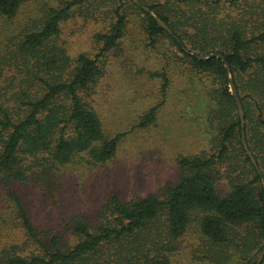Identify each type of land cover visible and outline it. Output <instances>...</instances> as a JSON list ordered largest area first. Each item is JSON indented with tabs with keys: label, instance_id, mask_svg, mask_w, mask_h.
<instances>
[{
	"label": "trees",
	"instance_id": "trees-1",
	"mask_svg": "<svg viewBox=\"0 0 264 264\" xmlns=\"http://www.w3.org/2000/svg\"><path fill=\"white\" fill-rule=\"evenodd\" d=\"M138 1L179 42L131 0H0V19L18 23L0 39V264H251L264 247V185L242 146L225 68L264 175V0ZM132 16L149 49L167 39L160 54L201 83L204 146L176 158L179 178L160 194L124 202L108 191L92 209L44 221L27 188L51 191L45 202L57 210L63 169L81 160L104 165L117 154L124 135L105 134L94 96L107 59L124 52ZM75 18L104 23L95 54L72 56L62 41L63 24ZM214 53L224 61L197 59ZM162 71L155 76L164 96ZM156 110L137 126L149 127ZM190 230L197 239H187Z\"/></svg>",
	"mask_w": 264,
	"mask_h": 264
},
{
	"label": "rangeland",
	"instance_id": "rangeland-1",
	"mask_svg": "<svg viewBox=\"0 0 264 264\" xmlns=\"http://www.w3.org/2000/svg\"><path fill=\"white\" fill-rule=\"evenodd\" d=\"M34 4V1L30 3L28 15L29 11L34 13ZM132 17L136 20L123 39L121 49L124 52L117 56L110 54L105 75L94 96L105 134L124 135L117 154L104 165L91 167L81 160L63 169L57 191V210L50 200L45 202L51 198V191L45 190L47 194L44 195L43 191L27 188L25 191L33 196L31 207L44 221L61 222L71 213L92 209L108 191L117 193L124 202L160 194L165 186L174 184L179 178L176 158L197 154L204 146L201 83H189L182 74L185 66L165 60L160 54L169 44L167 39L159 51L149 49L136 24L139 18ZM3 24L0 19V39L3 32L18 23ZM103 26L102 22L75 18L63 24L61 39L72 56L93 54L94 35L102 31ZM162 69L169 79L164 96L162 81L155 76L162 73ZM153 107L157 108L154 122L149 127L139 128L138 121ZM35 202H39L38 207ZM42 210L49 213L43 215ZM187 237L189 241L197 239L192 230Z\"/></svg>",
	"mask_w": 264,
	"mask_h": 264
},
{
	"label": "water",
	"instance_id": "water-1",
	"mask_svg": "<svg viewBox=\"0 0 264 264\" xmlns=\"http://www.w3.org/2000/svg\"><path fill=\"white\" fill-rule=\"evenodd\" d=\"M131 1L136 6L140 7L142 10H144L146 13H148L156 21V23L158 24L159 27H161L162 29H164L165 31H167V33L169 35H171L172 37H174L175 40L177 42H179L178 39H177V37L173 34V31L171 29H169L168 26L159 17H157L156 15H154L145 6L140 5V3H139L138 0H131ZM213 57L220 58V59H222L224 61L223 56L220 55V54H217V53L209 54V55L197 56V59H199V60H206V59L213 58ZM225 68L227 70V75H228V79H229L230 91H231V94L234 97V100L236 102V105H237V108H238V114H239V117H240V120H241V141H242V146H243L244 150L246 151L247 156L250 158L251 163L254 166L256 172L258 173V175L262 179V182H263V185H264V175L260 171V169H259V167H258V165L256 163V160L254 159V157H253L252 153L250 152V150L248 148V145L246 143L245 134H244V124H245V122H244V119H243L244 113H243V109H242V104H241L240 98L238 96V93L236 91V88L234 86V83H233V81L231 79V75H230V71H229V66H228L227 63H225ZM263 258H264V247L253 258L251 264H254V263L260 264V262L263 260Z\"/></svg>",
	"mask_w": 264,
	"mask_h": 264
}]
</instances>
